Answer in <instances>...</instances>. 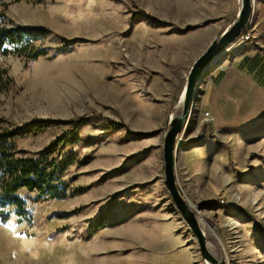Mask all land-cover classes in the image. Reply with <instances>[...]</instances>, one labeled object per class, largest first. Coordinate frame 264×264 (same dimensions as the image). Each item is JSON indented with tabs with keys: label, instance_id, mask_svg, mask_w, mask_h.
<instances>
[{
	"label": "rangeland",
	"instance_id": "rangeland-1",
	"mask_svg": "<svg viewBox=\"0 0 264 264\" xmlns=\"http://www.w3.org/2000/svg\"><path fill=\"white\" fill-rule=\"evenodd\" d=\"M232 1L0 0L15 25L51 31L27 54L0 56L5 128L104 118L66 148L65 158L75 161L64 174V199L35 204L31 223L15 216L0 222V264H207L165 186L164 142L194 63L237 20L240 0L234 8ZM129 9L154 19L131 26ZM252 27L251 41L235 55L260 49L258 21ZM68 41L77 44L67 55L31 59ZM209 72L179 138L178 186L216 258L264 264V114H251L243 127L215 128L198 111ZM254 73L264 87V62ZM108 119L126 127L104 133ZM69 130L53 125L20 140L19 151L40 152ZM102 216L107 226L93 233Z\"/></svg>",
	"mask_w": 264,
	"mask_h": 264
},
{
	"label": "trees",
	"instance_id": "trees-1",
	"mask_svg": "<svg viewBox=\"0 0 264 264\" xmlns=\"http://www.w3.org/2000/svg\"><path fill=\"white\" fill-rule=\"evenodd\" d=\"M21 1V0H18ZM130 25L141 23L143 20L154 19L145 11L129 9ZM160 26H171L170 23L157 22ZM197 26L191 29H196ZM180 29L187 33L188 29ZM51 31L42 27H24L15 25L8 17L0 12V56H8L15 50L28 53L34 43L47 41ZM75 41L64 42L54 54L49 49H39L31 55L33 61L40 58L56 59L59 56L73 52ZM7 72L0 66V94L3 92L4 79ZM101 117H79L74 121L34 120L32 123L6 129L7 122L0 118V222L5 224L13 216L20 223H31L34 218L35 204L49 200L64 199L67 196L69 184L64 180V174L69 164L75 158H65L66 148L80 142L81 131L91 123H97ZM69 125L70 130L59 140L40 152L28 154L19 151L18 142L26 137L36 135L53 125ZM118 127V128H117ZM124 123L107 120L104 133L125 128ZM132 137H142L131 133ZM131 160V159H129ZM105 216L91 229L96 233L107 226Z\"/></svg>",
	"mask_w": 264,
	"mask_h": 264
},
{
	"label": "crops",
	"instance_id": "crops-1",
	"mask_svg": "<svg viewBox=\"0 0 264 264\" xmlns=\"http://www.w3.org/2000/svg\"><path fill=\"white\" fill-rule=\"evenodd\" d=\"M231 4L234 8L235 0ZM260 4L261 11L258 9L255 20L258 21V41L255 42L261 50L230 54V58L218 59L208 70L209 77L198 102V111L200 115L209 113L217 129L243 127L251 114H264V87L254 73L264 62V54H261L264 51V0ZM222 34L216 33L215 38ZM253 63L255 67L252 68Z\"/></svg>",
	"mask_w": 264,
	"mask_h": 264
},
{
	"label": "water",
	"instance_id": "water-1",
	"mask_svg": "<svg viewBox=\"0 0 264 264\" xmlns=\"http://www.w3.org/2000/svg\"><path fill=\"white\" fill-rule=\"evenodd\" d=\"M240 4L241 7L237 20L219 38L215 39L194 63L181 100L182 112L179 116L171 118L170 129L164 142L165 186L183 220L197 238L202 258L207 264L228 263L224 259L219 260L209 251L207 238L202 230L198 215L179 189L176 171L180 148L179 138L187 127L192 110L196 104L198 87L201 86L206 73L242 35L253 16L254 6L252 0H240Z\"/></svg>",
	"mask_w": 264,
	"mask_h": 264
},
{
	"label": "built area",
	"instance_id": "built-area-1",
	"mask_svg": "<svg viewBox=\"0 0 264 264\" xmlns=\"http://www.w3.org/2000/svg\"><path fill=\"white\" fill-rule=\"evenodd\" d=\"M262 0H252L253 2V6L255 7L256 3H260ZM256 9V8H255ZM256 11H254L253 16L247 26V31H245L243 33V35H241L233 45H231L220 58L223 57H228L230 58V54H235L237 52H239L242 48H244V45L246 43H248L249 41H251L252 35H253V31H254V27H252V25L254 26V22H255V16ZM243 45V46H242ZM219 58V59H220ZM207 116H209V113H206Z\"/></svg>",
	"mask_w": 264,
	"mask_h": 264
}]
</instances>
